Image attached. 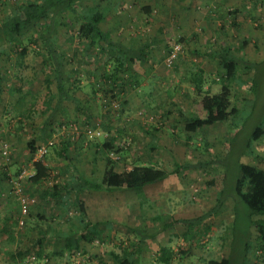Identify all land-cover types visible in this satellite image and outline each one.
Here are the masks:
<instances>
[{"label":"rangeland","instance_id":"1","mask_svg":"<svg viewBox=\"0 0 264 264\" xmlns=\"http://www.w3.org/2000/svg\"><path fill=\"white\" fill-rule=\"evenodd\" d=\"M24 1L25 0H0V20L3 19L7 13L16 9L17 6ZM210 1L216 3V5H221V0ZM134 2L135 0H123L121 7L125 10V13L127 14L126 19L130 20L129 26L132 28H124L123 30L127 29L125 33L121 30L118 32L115 31L113 33L114 39L118 34V36L125 42L129 41L133 37L137 38L138 41H141V38L146 36L148 37V33H151L149 35L157 34L154 33V28L148 27L149 30H147L145 28V24L138 22L140 20L138 19V16L140 17V13H138V11L130 5ZM141 3H144V1ZM204 6L205 5H200V10ZM200 10L195 8L194 17H196V20H198L197 17L199 16ZM260 10L261 11L258 16L257 9L254 7L252 17L249 10H244L242 6H240L239 10L237 9L241 15L237 14L235 10L229 7L228 13L234 14L236 23H224L219 18H215L212 20V23L209 22L207 24L208 42H211L210 45L212 47L219 49L221 41H223L226 43V47L228 46L230 53L234 54L244 62L252 61L255 64V66H253L248 72L249 82L253 84L252 93H249V95L246 93L244 99H249V101L245 100L241 102L242 104L244 102L245 110L240 111L237 117L243 125L240 127L242 131L238 135L237 144H240V141L243 138H246L254 126L262 124L264 127V7ZM203 13H205V11L202 12V15ZM156 15L157 19L160 21L162 14L158 15L155 13L154 16ZM175 16L178 17L177 14ZM241 18L242 20H240ZM161 24H163V22H160V25ZM162 27L165 28L169 26ZM173 28H175V30L172 31L171 29V33L162 32L161 34L156 35L158 38L164 40V42L161 43V48L155 54L156 57H154V62H158L155 68L157 74L153 72V69H148L146 67L147 64L144 63L140 68L141 72L145 75L147 73L145 71L147 68L150 74H154V77L153 75L151 76L149 84H147V80V82H145V77H143V80L139 78L138 83L135 86L134 83H127L125 87H122V92L119 93L118 97L112 96L111 93L104 95L101 88L97 85L95 78H89L86 73L88 67L85 65L80 62H75L72 68L68 67L67 70L72 69L75 71L76 69H80L79 73H72L71 70H68L71 72V76H69V81L65 83V85L70 89L69 93L78 99L79 102L76 103L75 101H69L66 102L67 105H65V102H62L64 103L62 105L64 106L65 114H68V116H73L75 113L73 110L76 108L78 110V114L80 115L77 116V118L67 119H60L59 116H56L55 121H53L55 114H61L62 110L60 109L61 106H57V109H53V107H56L55 99L54 101L48 102L50 94H55L56 91L54 85L49 83V73L40 63L41 58L28 52L22 60L23 64L20 65L19 54L16 49L21 48L23 43L18 41L11 45L0 43V51L5 53L0 56V68L4 72L5 76V80L2 82V102L0 101V119L4 118L5 122L3 123L4 127L1 126L3 127V132H0V180L2 184V187H0V225L2 223L3 215H9L6 222L8 226L10 225L9 220L12 218L9 210L6 212V207H8L5 206L6 201H9L10 199V205L16 208V200L14 196H10L11 198L9 196L6 197V186L3 182H6L7 180L2 174H6L7 177L12 178L22 169L31 171V161L34 157L30 158L28 151L21 150L15 153L14 145L19 149H22L24 144L28 143L31 139H36V141L38 140V134L35 132L36 135L34 134V136L29 133L28 135L17 137L15 144L13 143V138L10 136L11 133L9 132L12 127V120L10 123H7L6 120L11 119L12 112L16 115L22 114L23 112L21 109H15L12 106L15 98H19V101H22V105H25L23 107L32 111L31 116L33 117V124H35L34 120L39 121L43 119L45 113L47 116L50 111V116H45V120H52L48 124L54 126L52 128L53 132L51 133L48 128L47 131L50 133H48L46 137H43L41 143L43 145V143L47 144V142L53 141L54 145L47 153V155L51 158H59L54 152V148H58L60 141L62 140V135H60V133L63 129L61 127L58 129V125L62 124L74 126L73 130H75L76 133L67 129L70 135V142H73L71 135L77 134L78 136V134H80V139L83 141L82 144H87L89 148L91 147L90 145L94 146L96 142L101 144L103 138L106 136L98 138L88 137L84 134L87 129L99 130L105 134L114 136L115 142L112 150L115 151L117 149L118 156L121 157L118 161H121V163L124 162L122 165L129 162L131 165L138 164L136 163L137 159L135 158L139 159V157H146L149 158V160L154 159V164L156 166L172 169L175 161L184 164L205 161L214 157H224L228 149L227 142H229V133L233 134L236 129L232 128L231 130H228L226 126L220 123L215 126L204 127L202 133L200 132L198 135H191L195 144L200 143V145L196 144L199 148H193L191 143L190 146L187 145L186 136L188 137L189 134L185 135L182 131L178 132V136L170 137L164 135L160 138L158 143L160 147H164L163 152L153 153L146 147L145 143L149 140V135H145L146 132L142 130L140 125L143 126L142 123L148 125L149 123L156 124L159 120L157 116H159V113L162 112V107L165 108L169 104H172V111L169 114L173 115V117H175V114L179 115L180 112L179 109L174 107L175 104L182 107L181 110L183 111L181 112H188L186 109L188 104L190 105L188 109L190 108L191 110H189L193 111V113H198L202 109L199 104V97H197L191 90L192 88L190 82L186 81L187 75H189L191 71L195 70V66L200 65L202 60L201 58H196L189 53L190 46L186 41L187 35H185L187 32H182L181 27L177 29L176 25H173ZM196 28L199 32V29H205V26L199 25L196 26ZM71 29L73 30L69 31L70 34L61 35L60 37V42L64 44L66 49L69 50H71L73 45L76 43L75 36L72 35V33H74V28ZM217 30H220L221 33H225V36L221 37L220 35V37H217L218 33H215ZM213 37H216L214 41L212 40ZM198 41L195 43L199 44ZM201 42L203 43V40H201ZM177 43L183 45V52L171 66H167L165 63L166 55L172 49L173 45ZM27 47V50L29 51V48H31L30 44H27ZM193 59H195V61ZM158 74L162 75L163 78ZM218 78H220L219 73L208 79V84L209 86L211 85L213 92L219 91L221 88V81L217 80ZM211 79L214 81L212 82ZM177 82L180 83L177 85ZM131 85L132 87H130ZM150 93L151 95L149 96L148 94ZM243 94L244 93L239 86L234 85L231 87L230 95L232 101H238L241 99ZM145 95L148 98L144 97ZM146 99L153 101V103H151V107L146 105ZM173 100L175 104H173ZM254 104V109H252ZM157 105H160L159 109L157 108ZM81 111L84 112L83 115H81ZM202 112L204 113V111ZM4 116H7L8 118ZM117 129L124 130L122 132H118ZM35 131H38V129L35 128ZM4 143L8 146V157L3 156L2 154V145ZM40 144L37 147H40ZM240 146L241 144L237 148ZM253 148L257 157H243L242 162L258 166L264 170V139L255 143ZM85 154L86 160H90V152ZM105 154L106 152L100 153L101 158H99V161H104L105 157L103 156L107 155ZM137 161L139 162V160ZM211 177L212 176L210 175H204L200 169H193L183 172L180 176L172 175L170 179L151 186L149 189L154 195H163L165 192L172 194L169 196L170 200H166L165 197L158 198V206L161 201L165 205H163L160 209L155 210L157 213L154 215H157V219L154 220V223L150 215L144 212L145 214L142 218L148 222L149 230L152 231V228H154L153 225L156 223L157 228L159 229L161 227V222L164 220L166 221L168 216L172 219H177L180 212L185 213L183 215L185 216L191 208H194L197 215L201 213H210V208L215 203V197L219 191L220 185L219 178L218 180L216 179L215 185H209L208 181ZM25 180L26 178H24L23 187L25 192H28ZM7 183V190L10 192L12 181H8ZM232 206L233 203L228 200L223 207L219 209V211L210 213V215H208L209 217L202 220V224L199 226L198 224H194L190 228H187L182 224H175L173 226L172 233L169 235L164 234L165 238L169 237L170 242H166L165 238H163L164 241L156 240L151 242L150 244L158 245V247H151V249H147L149 254L147 256H142L144 259L142 263L153 264L157 253L156 249L159 250V247L163 246H169L172 250H174L173 252L176 253V258L172 264H201V262L197 259H193V254L191 253L192 251H195L197 255H200L203 259L202 261L207 258L223 255V251H226L225 247L229 249L231 243L234 242V237L237 235L239 238V233H241L240 231H237L238 233H234L232 229L234 219V215L230 213V208ZM171 207L173 208V212L170 216L168 214V210H172L170 209ZM158 211H161L164 216L161 213L159 214ZM13 213L15 212L12 211V214ZM152 213L154 212L152 211ZM18 216L19 215L12 219L14 223L11 230L13 228H18L19 231H24L26 227H28L29 220L26 218L24 220V226L19 227L17 223ZM258 218V216H253L254 220H258ZM250 230L251 236L249 244L251 249L243 258L242 264H264V234L261 235L263 241L258 242L257 238L259 237V234H257V225L251 227ZM187 232L188 234H192V236L188 237ZM0 238H5L1 229ZM152 239L153 238L148 239V243L149 240L152 241ZM6 241L9 240L7 239ZM259 244L260 247H258ZM223 246L224 249L221 251L220 247L223 248ZM261 247L263 248L262 254L261 251L258 250ZM1 250L0 255L5 259L2 260L1 264H12L11 262H13V259H9L10 254H7L8 252H11V250L7 253L5 252V254L2 253L3 251ZM180 250L184 251L183 254L180 253ZM153 256L154 258H152Z\"/></svg>","mask_w":264,"mask_h":264},{"label":"trees","instance_id":"2","mask_svg":"<svg viewBox=\"0 0 264 264\" xmlns=\"http://www.w3.org/2000/svg\"><path fill=\"white\" fill-rule=\"evenodd\" d=\"M122 2L123 0H25L0 20V43L6 45L14 44L16 41L23 43L21 48L17 46L18 49H16L19 54L20 65L23 64L22 60L28 52L41 58L40 63L49 73V83L54 85L56 91L55 94H50L48 102L54 101V99L57 104L64 101H78L69 93L70 89L65 85L69 81L71 72H80V69L75 71L70 69L71 72L69 69V71L67 70L68 67L72 68L75 62H80L88 67L86 73L89 78H95L104 95L111 93L112 96L118 97L119 93L122 92V87H125L127 83L130 81L138 83L136 67L147 61L149 50L153 45L149 41H145L139 46L135 40L131 43L125 42L123 39L121 40L118 34L114 39L113 33L118 32V28L122 31L124 28L123 20L127 16L121 7ZM133 4V8L139 10V13L151 15L149 5L137 6L139 5L138 2ZM71 28H74L72 35L75 36L76 43L69 50L60 42V37L73 30ZM27 44L31 46L29 51ZM217 58L223 70L220 78L217 79L221 81L220 92L212 93L210 87L204 89L202 76L193 80L194 93L199 97V104L205 116L203 118L193 115L187 116L184 122V130L189 133V136H186V143L190 146L191 135L200 132L204 126L220 123L225 125L228 130L235 128L236 131L233 134L228 132V149L224 157H214L205 161L184 164L175 161L172 169L147 164H134L129 170L122 172L115 170V161L108 157L105 160V169L100 179L86 177L83 175L84 169L81 170L82 168L76 165L79 160V153L74 155V148L71 150V145L78 141L80 146H83V141L80 139L81 135L78 134L76 139V134H74L73 142H70L69 132L66 131L68 126L64 124L67 128L63 130L62 140L58 148L61 151L60 155L65 160L75 161L74 166L68 169V171L76 174L73 179L75 185H71L70 179L67 186L66 184L61 186L62 183L55 182L47 188L51 189V192L56 196L66 189L74 191L76 194L85 190L129 189L134 190L143 199L142 190L144 186L163 181L170 175L180 176L185 171L200 169L204 175L212 176L208 181L209 185H215L216 179H220L219 191L216 194L215 203L210 208V213L219 211L230 200L233 203L230 213L234 215L232 229L234 233L241 232L239 238L237 235L234 237L227 257L208 258L204 260V264H242L243 258L251 249L249 244L251 227L264 223L263 220L253 219V216H264V170L258 166L243 163L242 158L257 157L253 145L264 139V127L262 124L254 126L246 138L240 141L241 146L237 148L240 145L237 144L238 135L242 131L240 127L243 126L237 117L240 111L245 110L244 102L243 104L241 102L249 101V99H244L246 93L248 95L252 93L253 84L249 82L248 72L255 64L252 61L240 60L229 50H224ZM4 80V72L0 68V95ZM234 85L239 86L244 93L242 98L236 102L232 101L230 95L231 87ZM254 106L255 104L252 109ZM164 116L167 117V114L165 113ZM85 132L84 134L88 136ZM114 142L115 137L106 134L102 143H96L95 146L107 153L113 149ZM53 145L54 143L48 147L45 155ZM26 148L30 158H32L39 147H36L35 141L31 139L26 144ZM78 149V147L75 148V150ZM115 152L118 151L115 150ZM44 156L41 159L31 161L33 174L26 178V185L41 186L50 177V168L42 160ZM18 173L12 178L7 177L6 174L2 175L10 182L17 177ZM77 207L79 219L84 222L86 229L91 228L90 224L92 223L88 221L85 207L80 200L77 202ZM210 213L194 219L172 220L163 223L159 229H155L153 225L152 231L149 230L147 224L146 230H136L140 234L138 243L124 244L120 242L117 251H109L107 264H142L140 253L141 245L145 240L154 238L159 232L174 224H182L187 228L194 224L199 226L202 224V220L209 217ZM92 227V231H94L96 226L93 225ZM80 236L82 239L85 238L84 233H80ZM258 250L263 253L262 247ZM173 251L169 246L161 247L153 264H172L176 258V253ZM183 252L180 250L181 254Z\"/></svg>","mask_w":264,"mask_h":264},{"label":"crops","instance_id":"3","mask_svg":"<svg viewBox=\"0 0 264 264\" xmlns=\"http://www.w3.org/2000/svg\"><path fill=\"white\" fill-rule=\"evenodd\" d=\"M143 1L144 3H141ZM209 1L210 0H173V1L172 0H135L134 3L136 2L139 3V5L137 6H143L142 4L149 5L151 9L150 16L140 13V17L138 16V19H140L141 21L139 20L138 22L141 24H145L146 25L145 28L147 30H149L148 27L154 28V33H157L154 35H149L151 33H148L147 34L148 37L146 36L144 38H141L140 39L141 41H138L137 38L134 37L129 40L130 43L133 40H135L138 46L145 41H149L153 44L151 49L149 50V57L147 61L140 63L136 67V73L138 74L137 76L138 79L141 78L143 80V77H145V82L148 81L147 84H149L150 78L152 75L154 77V74H150L148 69H153V72L157 74L155 68L158 62L157 63L154 62V57H156L155 54L161 48V43H163L164 40L158 38L156 35L161 34L162 32L171 33L170 32L171 29L172 31L175 30V28H173V25H176L177 29L181 27L182 32H187L185 35H187L186 41L190 46L189 53L196 58L198 57L201 58L202 60V63L200 65H196L195 70L191 71L189 75H187L186 81L190 82L192 88L191 90L194 93L193 80L199 76H202L203 78V88L206 89L210 87L211 91L213 90L211 85L209 86L208 84L209 83L208 79L214 77V75H216L217 73L219 74L223 73V70L219 64L217 56L223 53L224 50H229V48L228 46L226 47V43L223 41H221V46L219 49H215V47H212L210 45L211 42H208V37H207V24L209 22L212 23V20H214L215 18H219L224 23H236V18L234 14L228 13L229 7L235 10L237 14L241 15V13L237 11V9L239 10L240 6H242L244 10L245 9L249 10V13H251L252 17H253L252 11L253 8L255 7V9H257V15L259 16V13L261 11L260 9L261 8L263 9L264 7V0H221V5H216V3ZM130 5L131 7H134V4L131 3ZM200 5H205V6L200 10L199 8ZM195 8L200 10L199 16L197 17L198 20H196L195 19L196 17H194ZM203 11H205V13H203L202 15ZM155 13L158 15L162 14V18L160 21L159 19H157V15L154 16ZM176 14L178 15V17L175 16ZM240 20H242V18ZM160 22H163V24H161L162 26H169V27L163 28L160 25ZM123 24H124V28H126V25L130 24V20L128 19L123 20ZM199 25L201 26L204 25L205 29L203 28L201 30L200 28L198 32L196 26ZM130 28L132 27L127 26V29ZM123 29L122 31H124L125 33L127 29L125 30ZM118 30L121 29L118 28ZM215 33L216 34L218 33L217 37H220V35L221 37L225 36V33H221L220 30H217V32ZM199 39L203 40V43ZM215 39L216 37L212 38L213 41ZM197 41L199 44L195 43ZM4 54L5 53H2L0 51V56ZM193 60L195 61V59ZM144 63L147 64L146 67L148 68V69L146 68L145 70L147 72L145 75L141 72L140 69ZM159 76L163 78L162 75ZM211 80L212 82L214 81L213 79ZM131 83L132 82L130 81V84ZM179 83L180 82H177V85ZM135 85H137V83H134V86ZM130 87H132V85ZM217 92H220V89L219 91H215V92L212 91V93H217ZM148 95L150 96L151 93ZM1 96L2 93L0 95V101L2 102ZM144 97L147 96L145 95ZM64 102L65 105H67L66 101ZM78 102L79 101H76V103ZM172 102L173 104H175L174 100ZM145 103L146 105H148V107H151V103H153V101L152 100L149 101V99H146ZM62 104L64 103H60V104L56 103V107H53V109H57V106H61L60 109L62 110L61 114H55L53 121L56 120V116H59L60 119L63 118L67 119V118H77V116L80 115L78 114V110L76 108L75 110H73V112H75L74 115L68 116V114H65L64 106ZM171 105L172 104H169L165 108L162 107V112L159 113V116H157L159 120L157 121L156 124L149 123L148 125L142 123L143 126L140 125L142 130L146 132L145 135H149V140L145 144L146 147L149 148V150H151V152L153 153H157V152L160 153L164 151L163 150L164 147L163 146L160 147L158 143V141H160V138L162 136L164 135L170 137L178 136V132L181 131L185 135L189 134L184 130V122L187 119V116L193 115V116H198L199 118H203L205 116V113L202 112L203 111L202 109L198 113H193V111H190L191 110L190 108H189L190 110L188 109V107L190 106L188 104L186 107L188 112H181L183 111L181 110L182 107L177 106L175 104L176 106L174 105V107L179 109L180 112L179 115L175 114V117H173V115L169 114L172 111ZM12 106L15 109H21L23 111L22 114L19 115H16L14 112H12L11 119L6 120L7 123H10V121L12 120V124H11L12 127L10 128L9 132L11 133L10 136L13 138L14 144L17 137L28 135L29 133L30 135L34 136L36 132V134H38L37 136L38 140L37 141L36 139L33 140L35 141V146L37 147L41 143V140H43V137H46L48 133L53 132L52 128L54 126L48 124L52 120L49 121L45 120L46 113L45 116H43L44 117L43 119L39 121L34 120L35 124H33V117L31 116L32 111L28 108L23 107L25 105H22V101L20 102L19 98L14 99ZM159 107L160 105H157L158 109ZM83 113L84 112L81 111V115H83ZM165 113L167 114V117L164 116ZM49 116H50V111L46 117ZM3 123H5L4 118H1L0 132H3L2 131L4 127ZM216 124H213L211 126H215ZM63 125L64 124L58 125V129ZM211 126H204V127H211ZM204 127H202V129L200 130L201 133L204 130ZM35 128L38 129V131H35ZM48 128L50 129V132L47 131ZM123 130L124 129H117L118 132H122ZM200 132L194 133L193 135H198ZM74 133H76V131ZM60 135H63V131H61ZM76 136L77 134L75 135V138ZM71 137L74 138V135H72ZM96 143L94 144V146L90 145L91 146L90 148L88 147L87 144L80 146L79 141L76 144L71 145V150L72 148H74L73 149L74 155L77 152L79 153L78 154L79 160L77 161L76 165L77 167L82 168L81 170L84 169L83 175H85L86 177H93L100 179L105 169V159L107 157L115 161L114 166L117 172L129 170L134 165V164L131 165L130 162L122 165V163L124 162L121 163V161H118L121 157H119L118 152H115L114 150H111V152L110 151L107 152L106 153L107 155L105 154L106 156H103L105 157L104 161H99V158H101L100 153L101 152L105 153V151H103L100 147L95 146ZM190 143H192L193 148L197 147L196 144L200 145V143L195 144V141L193 139L191 140ZM26 144H24L22 149H19L17 146L14 145V152L16 153L17 151H21V150L27 151ZM40 145H42V143ZM77 147L79 149L75 150V148ZM54 152L57 154L59 158L57 159L55 157L51 158L49 155L46 154L42 159L44 164L50 168V173H51L50 177H48L41 186L26 185L27 186L26 189L28 190V192L27 191L26 192L29 193L28 195L35 196L37 202L29 209V214L27 217L29 220L28 227H26L24 231H19L18 228L16 229L13 228L11 230L14 223L12 219H14L15 216L19 215L17 202L15 203L16 208L10 205L11 204L10 199L5 203L6 204L5 206H8L6 207V212H8L9 210V213L12 215V218H10L9 220L10 225L8 226L6 222L7 219L9 218V215L5 214L2 216V223L0 225V229L3 235L5 236V238L4 239L0 238V250L2 249L1 251H3L2 253L4 254L5 252L7 253L9 250H11V252H8L7 254H10L9 259H13L12 260L13 262H11L12 264H107L108 252L117 251L120 242L121 243L123 242L124 244H128V243L136 244L138 243V241H140V234L137 233L136 230H146L148 224V222L142 218V216L145 214L144 212L149 214L151 219L156 220L157 215L154 214H156L157 212L155 210L160 209L163 205H165L161 201V203L158 206L159 203L157 202L158 198L165 197L166 200H170L169 196L172 193L164 191L165 194L163 195H157V194L154 195L151 193L149 188L153 185L162 183L170 179L172 175H170L163 181L144 186L142 190L144 195L143 199H141L139 194L136 193L134 190H129V189H113L109 191L85 190L79 194H76L74 191L71 190L69 191V189H66L60 192L59 195L56 196L51 192V189L47 188L53 184V183L49 184L50 180L52 179L56 180V183L59 184L62 183L61 186H64L65 184L67 186V182L71 179V183H72L71 185H75L73 179L74 177H76V174H74L71 171H68V169H71V167L74 166L75 161L69 162L65 160L60 155L61 151L59 148L57 149L54 148ZM88 152H90L91 154L89 156L90 160H86L85 153ZM135 159L139 160V162L136 160V163L138 164H147V165L156 166L154 164L155 162L154 159L149 160V158L146 157H139V159L138 158ZM7 182L8 181L3 182V184L6 186V191H7V193H5L6 197L8 196L13 197L12 194L9 192V190H7L8 188ZM0 187H2V184H0ZM78 200H80L85 207L88 221L92 223L90 224L91 228L86 229V225H84V222L79 219L78 207H77ZM170 209L172 210H168V214L171 216L173 212V208L171 207ZM12 211L15 213L12 214ZM152 211L154 213H152ZM158 213L162 214L161 211H158ZM184 214L185 213L180 212V215L177 219L175 218L172 219L171 217L168 216V219L166 221L165 220L162 221L161 225L163 223L171 222L172 220L194 219L201 215H204L202 213L197 215L195 213L194 208H191V210L188 211L185 216H183ZM258 217H259L258 220L264 221V216H258ZM156 224L154 225V227L155 229H158ZM93 225L96 226L94 231H92ZM174 225L159 232L152 239V241L149 240V243L148 240H145V242H143V244L141 245V253H140L141 263L144 261L142 256H147L149 254L147 249L149 248L151 249V247L154 248L158 247V245H154L150 243L156 240L164 241L163 238H165V235H169L170 233L173 232ZM80 233H84L85 238L82 239ZM257 234H259L257 241L258 242L263 241L261 235L264 234V223H260L259 225H257ZM191 236L192 234H188V237ZM7 239L9 241H6ZM165 241L170 242L169 237L165 238ZM160 248L161 247H159V249ZM225 248L226 251H223V255H218L216 257H211V258L227 257L229 254V249L227 247ZM220 249L222 251L224 249V246L223 248L220 247ZM156 251L157 253L155 258H157L159 254V250L156 249ZM191 253L193 254L194 260L197 259L199 262H201V264H204V261H202L203 259L201 258L200 255H197L195 251L194 252L192 251ZM28 254L29 255L35 254L36 260L30 263V261L28 260L29 257ZM43 258L46 259L45 262H42ZM152 258H154V256ZM2 260L5 259L3 256L0 255V264L2 263Z\"/></svg>","mask_w":264,"mask_h":264},{"label":"built area","instance_id":"4","mask_svg":"<svg viewBox=\"0 0 264 264\" xmlns=\"http://www.w3.org/2000/svg\"><path fill=\"white\" fill-rule=\"evenodd\" d=\"M183 52V45L180 43H177L175 45H173L172 49L169 51V53H167L166 55V60L165 63L167 66H171L172 63L177 60L178 56H180V54H182ZM63 130H65L67 127L65 125H63L61 127ZM74 126L69 125L68 126V130H71L73 133L75 132ZM86 133L88 135V137H103L106 136L105 133L99 131V130H92V129H87ZM53 144V141H49L47 142V144H43L41 145L32 161L41 159L45 153L47 152L48 147H50ZM2 154L3 156H7L8 157V146L6 143H4L2 145ZM113 154V153H112ZM32 171H28L27 169H22L19 174L17 175V177L12 181V185H11V191L10 193L14 196L18 206H19V216L17 218V223L19 225V227H23L24 226V220L28 217L29 214V209L30 207H32L33 205L36 204L37 199L35 196L33 195H28L23 187V181L24 178L30 177L32 175ZM56 180H50L49 184L55 183ZM28 260L31 262H34L36 260V256L35 254H31L28 257ZM46 259H43L42 262H45Z\"/></svg>","mask_w":264,"mask_h":264}]
</instances>
